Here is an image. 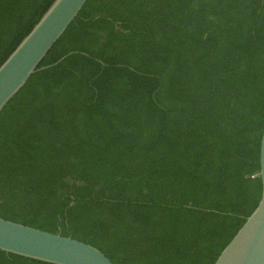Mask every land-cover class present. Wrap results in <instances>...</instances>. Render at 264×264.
Here are the masks:
<instances>
[{"label": "trees", "instance_id": "16d2710c", "mask_svg": "<svg viewBox=\"0 0 264 264\" xmlns=\"http://www.w3.org/2000/svg\"><path fill=\"white\" fill-rule=\"evenodd\" d=\"M54 1L0 0V66ZM45 67L0 113V218L215 264L263 194L264 0H89Z\"/></svg>", "mask_w": 264, "mask_h": 264}, {"label": "water", "instance_id": "95a60500", "mask_svg": "<svg viewBox=\"0 0 264 264\" xmlns=\"http://www.w3.org/2000/svg\"><path fill=\"white\" fill-rule=\"evenodd\" d=\"M88 1L55 0L0 66V113L35 73L50 67L40 65ZM260 166L263 194L259 205L215 264H264V132ZM0 250L50 264H114L90 244L3 218H0Z\"/></svg>", "mask_w": 264, "mask_h": 264}]
</instances>
